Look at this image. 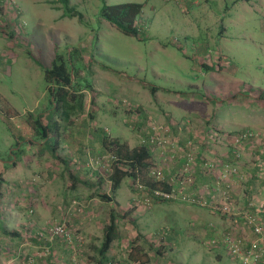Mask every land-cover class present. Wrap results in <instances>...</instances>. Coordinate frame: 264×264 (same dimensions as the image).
Masks as SVG:
<instances>
[{"label": "rangeland", "instance_id": "1", "mask_svg": "<svg viewBox=\"0 0 264 264\" xmlns=\"http://www.w3.org/2000/svg\"><path fill=\"white\" fill-rule=\"evenodd\" d=\"M199 1L200 6L187 10L180 0H68L76 13L70 17L58 0H0L3 264L31 259L32 264H94L88 257L96 255L111 210L119 214L122 233L112 246V264L124 261L134 240L149 253V264H238L223 243L227 232L247 244L259 240L264 249L263 235L249 241L250 233L229 230L236 224L252 230L248 217L256 219L262 234L264 228L256 211L240 209L264 203V101L259 100L264 17L251 20L243 9L249 5L241 8L240 0ZM125 3L143 4L139 38L121 33L101 16L104 6ZM57 55L73 74L70 90L82 98L81 111L72 110L67 120L54 110L51 85L44 78ZM29 113L41 115L50 126L56 158L43 146L21 147L34 137L25 125ZM84 120L93 125L90 130H103L131 147L159 133L167 143L154 150L152 159L162 174L179 175L191 153L193 184L186 193L206 205L138 204L136 183L128 177L111 202L103 201L100 195H111L112 165L96 164L98 156L85 167L75 165L79 155L70 152L69 138ZM242 134L249 137L237 141ZM11 153L15 157L9 159ZM81 181L87 195L72 196L68 187ZM204 213L203 226L218 231L216 237H200ZM54 224L66 225L74 235L71 245L59 237L50 240Z\"/></svg>", "mask_w": 264, "mask_h": 264}, {"label": "trees", "instance_id": "2", "mask_svg": "<svg viewBox=\"0 0 264 264\" xmlns=\"http://www.w3.org/2000/svg\"><path fill=\"white\" fill-rule=\"evenodd\" d=\"M63 4L64 8L69 11L70 17L76 16L68 7V0H58ZM143 9L142 3H125L104 6L101 11V16L104 20L110 23L112 26L116 27L121 33L139 38L140 34L143 33V27L137 26L139 16L141 15ZM44 78L47 84L50 86V95L53 99L54 110H61L63 119L67 120L70 112L76 110L80 112L81 107V97H78L71 91L70 88L73 86V74L70 72V67L68 68L62 56L57 55L52 61L49 68L44 69ZM259 100L264 101V93H261ZM56 111V112H57ZM25 125H27L30 131L33 133L34 137L29 138L25 143L21 144L24 146L25 150L30 146H36L47 148L51 154L56 158V150L54 148L53 140H51L50 126L43 121L41 115L34 116L29 113L25 115ZM99 143L101 145L102 152L98 157H102L105 154L114 155L116 160L112 165V173L109 175V181L111 183V195L103 193L100 198L103 201L111 202L113 195L123 182L125 178H130L131 182L141 183L143 186L151 190L159 191H170L171 189L178 186L176 183H170L171 177H177L176 175H170L163 172V179L158 180L151 175V167H153V152L157 148L156 144L151 142V138L154 137L150 135L146 138L143 143L136 145L134 147L129 146L127 142H122L118 138H112L107 135L103 130L98 131ZM36 138L43 140V142L36 141ZM19 140H16V145L19 146ZM27 145V146H26ZM154 148V149H153ZM21 148H19L20 150ZM15 153L10 154V158L15 157ZM5 166V165H4ZM1 166V167H4ZM136 189V187H135ZM134 192H138L136 189ZM140 194V192H138ZM141 197V194H140ZM139 197V198H140ZM153 202H180V201H169L162 198H154ZM139 204V203H138ZM153 204V203H152ZM130 211L121 215V218H125ZM119 219V214L111 210L109 215V222L103 227L102 238L99 243V247L94 248L96 255L89 256L88 261L94 264H112V258H110V253L114 242H120L122 240V233L117 225ZM5 234L15 235L14 233ZM16 236V235H15ZM136 240L131 241L130 247L126 251V257L124 261L119 264H149L151 257L149 253L145 252L144 247L136 245ZM65 243V242H64ZM66 244V243H65ZM67 245V244H66ZM243 248H248L247 242L243 241ZM162 253V251H158ZM162 255V254H161ZM28 264V260H27Z\"/></svg>", "mask_w": 264, "mask_h": 264}, {"label": "built area", "instance_id": "3", "mask_svg": "<svg viewBox=\"0 0 264 264\" xmlns=\"http://www.w3.org/2000/svg\"><path fill=\"white\" fill-rule=\"evenodd\" d=\"M171 1V0H167ZM249 137L245 134L240 135L237 139V141H242L244 139H247ZM151 142L153 144H156L157 147H164L167 143V140L159 133H156L153 138H151ZM186 163L183 165L182 172L177 175V177H171L170 183H176L178 184L177 189L173 188L170 191H159V190H149L145 186H143L141 183L137 182L135 187L140 192L141 197L138 199L137 203L144 205V206H150L152 205L154 198H162L169 201H180L189 203L192 205H200L204 206L206 205L205 202H202L199 197H196L195 195H190L186 193V188L188 185L192 182V178L189 177V172L192 164V155L191 153H187V156L185 157ZM116 158L114 155L105 154L102 157H99L96 160V164L104 162L105 166L107 164L113 165V162H115ZM117 161V160H116ZM155 167L151 168V175L154 176L156 179L161 180L163 179V174L160 170L154 169ZM235 171V169H234ZM226 178V174L220 177L219 181L216 182V185L218 186L220 184V180H224ZM193 184V182H192ZM228 187V186H227ZM225 194V192H224ZM76 203L75 201L73 202ZM256 219L254 217H248L246 219V223L250 225L253 229V233L257 238L262 237V228L257 224L255 221ZM50 234V240H54V238L59 237L61 238L67 245H71L74 241V235L67 229L65 224H54L49 229ZM223 243L225 247L228 249V251L231 253L233 257H237L240 259L241 264H257L263 257H264V249L263 246L260 245L259 240H254L253 242H250L248 244V248H243V241L245 242L243 237H237L234 236L231 232H227L223 235ZM33 260H28V264H32Z\"/></svg>", "mask_w": 264, "mask_h": 264}, {"label": "crops", "instance_id": "4", "mask_svg": "<svg viewBox=\"0 0 264 264\" xmlns=\"http://www.w3.org/2000/svg\"><path fill=\"white\" fill-rule=\"evenodd\" d=\"M204 1H205L206 5H208L207 3L212 2L213 0H204ZM240 1L244 2V5H242L241 8L245 7V4L249 5L243 9H245L246 14H249V18L251 20L254 18H259V16L264 17V0H240ZM178 5L183 9L189 10L190 7L200 6V1L199 0H180ZM183 54L186 55L185 53H183ZM220 55L222 57H226V54H224V53H220ZM91 126H93V125H90L87 120L86 121L84 120V122H81L77 126L75 131L73 132L74 137L69 138V140H72L70 142V144H71L70 152L71 153H77L79 155V157L73 158V163L75 165H80L82 167H85L86 162L89 161L90 158H95L102 152L101 145L99 143L98 131L96 129L90 130V128H93ZM88 128H89V130H88ZM90 131L95 132L93 134L94 136L88 135V132H90ZM87 150H89V152H87ZM73 163H71V164L73 165ZM196 173L198 174L197 170H196ZM74 176H75V178H78L77 175H74ZM85 185H86V183L84 181H81V183L78 182L77 186H76V184L74 186L71 185L68 187L69 193H71L72 196L87 195L88 188ZM191 188H193V187H191ZM56 204L58 205V203H56ZM255 206L256 207H254L253 203H251V204L246 203V204H243L240 209L243 211L251 212V213H254L256 211L258 213L260 224L264 225V203H262L259 208H258L259 205L255 204ZM202 215H203V218L202 217L199 218V224H198V228L202 229V230L198 229L200 237L204 238L206 235H207L206 238L216 237L218 234V231L214 232L212 229L206 230V226H203L206 223V221H204V219H205L204 217L208 216V214L204 213ZM224 219L229 220L232 218L225 217ZM238 219L241 221L243 220V218H238ZM234 221H236V220H234ZM209 223H210V221L208 222V224ZM239 225H241V224H239ZM242 226H243V223H242ZM225 228H227V227H225ZM229 230H231L233 233H235L237 235H240L241 231L243 234H246V235L248 233H250L252 235V239H250V240L248 239L249 241H251L255 238V235L253 234V229L251 230V228L249 226H245V224H244V228L243 227L239 228V226L236 224V226H231ZM247 230L250 232H245ZM263 245H264V228H263ZM219 248H221V247H219ZM216 249H218V246L216 247ZM218 251H219L218 253H220V254L223 252L222 250H218ZM230 257H231V260L237 262L238 264H241L240 259L234 258L231 255V253H230ZM0 264H3L2 258H0ZM230 264H234V263H230ZM257 264H264V257Z\"/></svg>", "mask_w": 264, "mask_h": 264}]
</instances>
